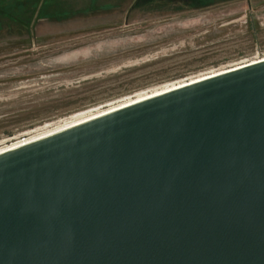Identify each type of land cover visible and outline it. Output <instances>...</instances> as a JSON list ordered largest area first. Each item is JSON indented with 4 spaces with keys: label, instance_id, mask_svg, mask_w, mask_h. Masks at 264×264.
Returning a JSON list of instances; mask_svg holds the SVG:
<instances>
[{
    "label": "water",
    "instance_id": "1",
    "mask_svg": "<svg viewBox=\"0 0 264 264\" xmlns=\"http://www.w3.org/2000/svg\"><path fill=\"white\" fill-rule=\"evenodd\" d=\"M0 264H264V60L1 151Z\"/></svg>",
    "mask_w": 264,
    "mask_h": 264
},
{
    "label": "rangeland",
    "instance_id": "2",
    "mask_svg": "<svg viewBox=\"0 0 264 264\" xmlns=\"http://www.w3.org/2000/svg\"><path fill=\"white\" fill-rule=\"evenodd\" d=\"M135 1L0 0V152L264 58V0Z\"/></svg>",
    "mask_w": 264,
    "mask_h": 264
},
{
    "label": "bare ground",
    "instance_id": "3",
    "mask_svg": "<svg viewBox=\"0 0 264 264\" xmlns=\"http://www.w3.org/2000/svg\"><path fill=\"white\" fill-rule=\"evenodd\" d=\"M261 60H264V58H263V59H260V60H258V61H261ZM258 61H257V60H256V61H251L250 63L243 64V65H239V66H236V67H234V68H231V69H228V70H224V71H222V72H219V73H216V74H213V75H217V74H220V73H223V72H226V71L232 70V69H236V68H239V67H242V66H245V65L251 64V63L258 62ZM213 75H211V76H213ZM207 77H210V76H207ZM207 77H202V78H198V79H195V80H190V81L184 82V83H182V84L176 85V86H174V87H170V89L175 88V87H179V86H182V85H185V84H188V83L194 82V81H198V80H201V79H204V78H207ZM166 90H169V89H164L163 91H166ZM163 91H158L157 93H160V92H163ZM157 93H152V95L157 94ZM152 95H148V96H140L139 98L136 99V101L141 100V99L146 98V97H149V96H152ZM133 102H135V101H130V103H133ZM130 103H128V104H130ZM126 105H127V104H126ZM123 106H125V105H123ZM121 107H122V106H121ZM118 108H119V107H118ZM115 109H117V108H115ZM112 110H114V109H112ZM109 111H111V110H109ZM107 112H108V111H107ZM103 113H106V112H103ZM103 113H101V114H103ZM99 115H100V114H99ZM95 116H98V115H95ZM95 116L87 117V118H84V119L79 120V121L76 120L75 122L69 123V124H67V125H65V126H62V127L58 128V129H56V130H53V131H51V132H49V133L55 132V131H57V130L63 129V128L68 127V126H71V125H74V124H76V123L82 122V121H84V120L90 119V118L95 117ZM49 133H47V134H49ZM47 134H44V135H47ZM44 135H42V136H44ZM40 137H41V136H40ZM38 138H39V137H38ZM35 139H36V138H35ZM32 140H33V139H32ZM30 141H31V140H30ZM21 144H22V143H21ZM18 145H20V144H18ZM16 146H17V145H16ZM14 147H15V146H14Z\"/></svg>",
    "mask_w": 264,
    "mask_h": 264
},
{
    "label": "flooded vegetation",
    "instance_id": "4",
    "mask_svg": "<svg viewBox=\"0 0 264 264\" xmlns=\"http://www.w3.org/2000/svg\"><path fill=\"white\" fill-rule=\"evenodd\" d=\"M174 1H177V0H174ZM182 1H194V0H182ZM135 2H138V0H136ZM135 2H134V4H135Z\"/></svg>",
    "mask_w": 264,
    "mask_h": 264
}]
</instances>
